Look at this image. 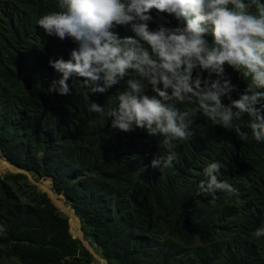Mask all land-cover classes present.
Returning <instances> with one entry per match:
<instances>
[{"label": "trees", "instance_id": "1", "mask_svg": "<svg viewBox=\"0 0 264 264\" xmlns=\"http://www.w3.org/2000/svg\"><path fill=\"white\" fill-rule=\"evenodd\" d=\"M58 10L57 0H0L3 171L20 168L34 181L51 180L56 203L66 209V199L84 239L107 264H264V236L252 235L264 227V142L250 129H242L244 139L198 115L195 137L174 142L176 161L163 171L152 167V159L168 151L161 138L112 129L106 117L124 80L105 93L73 87L72 79L68 94L48 91L60 78L49 59L67 60L77 47L37 26ZM116 31L133 35L121 26ZM226 72L243 91L248 81L230 67ZM91 103L104 106L105 114L89 111ZM217 160L219 179L238 196L200 192L203 168ZM68 218L27 175H0V262L92 264V254L69 232Z\"/></svg>", "mask_w": 264, "mask_h": 264}, {"label": "clouds", "instance_id": "2", "mask_svg": "<svg viewBox=\"0 0 264 264\" xmlns=\"http://www.w3.org/2000/svg\"><path fill=\"white\" fill-rule=\"evenodd\" d=\"M57 8L37 26L77 47L67 60L49 59L60 78L48 91L66 95L72 79L73 87L105 93L124 80L126 87L106 117L112 118V129H142L161 138L168 151L152 159V167L163 171L176 161L174 142L195 137L198 115L244 139L242 129H250L255 141L264 142V0H57ZM160 14L171 16L176 26H167ZM118 26L133 35L120 36ZM226 66L248 81L243 91ZM89 111L105 114L96 103ZM221 168L218 160L203 168L200 192L238 196L219 179ZM252 235L264 236V227Z\"/></svg>", "mask_w": 264, "mask_h": 264}, {"label": "rangeland", "instance_id": "3", "mask_svg": "<svg viewBox=\"0 0 264 264\" xmlns=\"http://www.w3.org/2000/svg\"><path fill=\"white\" fill-rule=\"evenodd\" d=\"M1 158V157H0ZM9 165V164H7ZM5 167V165L3 163H0V175H4L6 173H12V174H15V172L13 171H3V168ZM27 178L29 180V182L33 185H35L37 187V189L41 192H44L48 195V197L50 198L51 202L57 206L56 204V201L53 197V194L55 195V193L53 191H51V180L49 179H39L38 181H34V179L32 178V176L29 174L27 175ZM46 186V188H45ZM63 204V206H65L66 209L62 208V207H58L57 206V209L65 216L68 218V215L69 216H74L73 214V211L69 208L67 202L65 201V199H63V201L61 202ZM69 211L68 215L66 214L67 212ZM77 217V216H76ZM75 218V216H74ZM78 219V217H77ZM77 222V225H78V228H72L70 226V223H69V218H68V224H69V232L71 233V235L74 237V238H77L81 243L82 245L92 254L93 256V260H92V264H107L106 260H104L101 255L95 250L94 246H91L89 244L88 241H86L84 239V235H83V232L81 230V224H80V221L79 219L76 221ZM0 264H18L16 261H13V260H3L2 262H0Z\"/></svg>", "mask_w": 264, "mask_h": 264}, {"label": "bare ground", "instance_id": "4", "mask_svg": "<svg viewBox=\"0 0 264 264\" xmlns=\"http://www.w3.org/2000/svg\"><path fill=\"white\" fill-rule=\"evenodd\" d=\"M54 196H55V197H54L55 201H56V202H58V201H57V199H56V194H55ZM56 204H57V203H56ZM57 206L59 207V205H58V204H57ZM67 215H68V214H67ZM74 216H75V215H74ZM74 216L72 217V216H69V215H68V217H69L70 219H72V220H73V221H74V222L77 224V222H76V221H77L78 219H77V217H76V216H75V218H74ZM77 226H78V225H77Z\"/></svg>", "mask_w": 264, "mask_h": 264}, {"label": "water", "instance_id": "5", "mask_svg": "<svg viewBox=\"0 0 264 264\" xmlns=\"http://www.w3.org/2000/svg\"><path fill=\"white\" fill-rule=\"evenodd\" d=\"M17 168V167H16ZM15 173H21V174H25V175H29V173L28 172H26V171H24V170H22V169H20V168H18V171H16ZM59 196V195H58ZM65 199V198H64ZM65 201H66V199H65ZM55 206V205H54ZM56 208H57V206H55ZM73 211V210H72Z\"/></svg>", "mask_w": 264, "mask_h": 264}]
</instances>
